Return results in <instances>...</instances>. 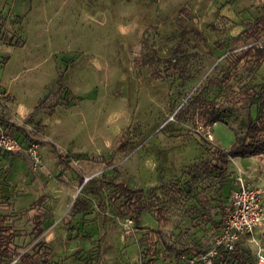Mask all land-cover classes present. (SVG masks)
<instances>
[{"label": "rangeland", "instance_id": "1", "mask_svg": "<svg viewBox=\"0 0 264 264\" xmlns=\"http://www.w3.org/2000/svg\"><path fill=\"white\" fill-rule=\"evenodd\" d=\"M263 54L264 0H0V133L39 153L0 150L2 264L212 248L238 187L264 189V154L222 172L211 153L264 105ZM121 182L143 190L137 213ZM253 234L225 264H254Z\"/></svg>", "mask_w": 264, "mask_h": 264}, {"label": "built area", "instance_id": "2", "mask_svg": "<svg viewBox=\"0 0 264 264\" xmlns=\"http://www.w3.org/2000/svg\"><path fill=\"white\" fill-rule=\"evenodd\" d=\"M23 149L35 164L39 163L37 144L31 143L24 148L13 136L0 133V150L17 154ZM263 194V188L238 187L232 194L215 245L202 252L181 254L176 264H221L218 262L220 251L231 253L242 241H255L254 231L264 227ZM254 264H264V251L261 248L254 253Z\"/></svg>", "mask_w": 264, "mask_h": 264}, {"label": "trees", "instance_id": "3", "mask_svg": "<svg viewBox=\"0 0 264 264\" xmlns=\"http://www.w3.org/2000/svg\"><path fill=\"white\" fill-rule=\"evenodd\" d=\"M211 153L214 156H217L216 158L219 162V165H215V170H222V172L226 169L228 161L231 158L248 157L264 154V105L260 106L255 118H252L251 116L249 117L244 133L242 135H235L234 141L228 150L224 151L216 147L213 151H211ZM60 158L62 160L63 156H60ZM198 166L199 165H195L194 169L199 168ZM203 166L206 170L211 169L209 165L203 164ZM111 185L118 192H120L121 196H123L127 201H130L132 203L131 210H133L134 213H137L138 208L135 207V201L143 197V190L140 188L131 189L130 187L125 185L124 182L112 183ZM8 231L9 227L0 226V264H2L3 261L8 257V250L10 248L9 246L11 245V240L8 241L7 245L3 243V236L6 235V232ZM180 253L181 252H179V255H181ZM245 254L246 252L244 251V249H241L239 247H237V249L231 253L220 251L218 256V262H220L221 264H225V261L228 258H238L240 262L245 263ZM21 259H23L24 264H51L46 258L42 259V261L40 262H37L30 255L22 256Z\"/></svg>", "mask_w": 264, "mask_h": 264}, {"label": "crops", "instance_id": "4", "mask_svg": "<svg viewBox=\"0 0 264 264\" xmlns=\"http://www.w3.org/2000/svg\"><path fill=\"white\" fill-rule=\"evenodd\" d=\"M52 145L55 147V145H54V144H52ZM66 155H67V154H65V155H59V157H58V158H59V160H60V163H61V162H64V161H63V158H62V160H61L60 156H63V157H64V156H66Z\"/></svg>", "mask_w": 264, "mask_h": 264}]
</instances>
